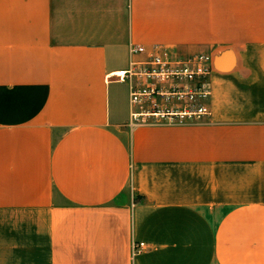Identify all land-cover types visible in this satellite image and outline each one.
Here are the masks:
<instances>
[{
    "label": "crops",
    "instance_id": "crops-1",
    "mask_svg": "<svg viewBox=\"0 0 264 264\" xmlns=\"http://www.w3.org/2000/svg\"><path fill=\"white\" fill-rule=\"evenodd\" d=\"M130 47L210 114L133 121ZM0 264H264V0H0Z\"/></svg>",
    "mask_w": 264,
    "mask_h": 264
},
{
    "label": "built area",
    "instance_id": "built-area-1",
    "mask_svg": "<svg viewBox=\"0 0 264 264\" xmlns=\"http://www.w3.org/2000/svg\"><path fill=\"white\" fill-rule=\"evenodd\" d=\"M132 56L127 69L107 75L130 86V103L135 107L131 119L135 122L153 120L160 123L187 124L210 114L211 95L208 78L212 71L209 54L175 55L168 49L130 47ZM146 249L144 242L133 241L132 255Z\"/></svg>",
    "mask_w": 264,
    "mask_h": 264
},
{
    "label": "rangeland",
    "instance_id": "rangeland-1",
    "mask_svg": "<svg viewBox=\"0 0 264 264\" xmlns=\"http://www.w3.org/2000/svg\"><path fill=\"white\" fill-rule=\"evenodd\" d=\"M201 53H206V54H209L211 56V59L213 58L212 55L208 52L207 49H201L200 50ZM195 54H198V53H195ZM189 55V54H188ZM212 72V71H211ZM209 79V78H208ZM210 98V97H209Z\"/></svg>",
    "mask_w": 264,
    "mask_h": 264
}]
</instances>
